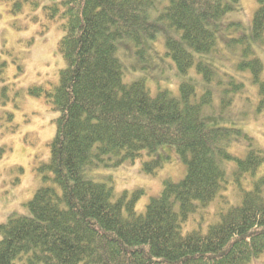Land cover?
<instances>
[{
    "label": "trees",
    "instance_id": "obj_1",
    "mask_svg": "<svg viewBox=\"0 0 264 264\" xmlns=\"http://www.w3.org/2000/svg\"><path fill=\"white\" fill-rule=\"evenodd\" d=\"M13 1L19 13L27 0ZM237 3L63 0L49 8V20L64 33L58 44L64 68L56 87L44 92L58 113L55 135L49 158L39 164L41 183L26 204L28 214L11 215L0 226V264H264V149L241 131L209 127V87L197 98L188 82L178 93L159 88L156 94L144 78L125 82L127 63L145 59L162 38L180 74L195 69L212 83L217 73L206 60L221 56L216 30L227 27L222 20ZM253 42L264 44V0H258L251 39H227L239 55L236 68L258 88L256 111L263 112L264 64ZM228 78L220 98L239 104L235 95L244 83ZM234 137L248 146L244 158L231 152ZM165 146L180 155L186 174L166 181L144 213L136 211L143 191L116 198L111 176L103 182L92 175L138 160L143 172L155 175ZM231 187L237 201L229 199ZM213 205L215 220L206 231L188 228L192 216L204 217Z\"/></svg>",
    "mask_w": 264,
    "mask_h": 264
},
{
    "label": "rangeland",
    "instance_id": "obj_2",
    "mask_svg": "<svg viewBox=\"0 0 264 264\" xmlns=\"http://www.w3.org/2000/svg\"><path fill=\"white\" fill-rule=\"evenodd\" d=\"M62 1L27 0L23 1L22 11L13 13L14 1L0 0V63H4L0 66V226L11 215L28 214L26 204L41 183L39 164L50 156L58 113L44 92L56 87L65 61L58 51L64 33L61 27L49 20V8ZM257 7L258 0H238L234 11L222 20V25L227 23V27L216 30L221 56L206 60L217 73L212 83H207L195 69L186 75L180 74L174 62L165 56L162 38L152 44L145 59L133 56L127 63L126 69H131V74L128 73L125 82L144 78L153 94L160 89L178 93L180 84L188 82L195 86L197 98H201L209 87L214 93L213 107L209 108L210 111L206 109L204 115L209 127L241 131L252 138L255 148L264 149V111H256L260 102L258 88L252 85L248 72H240L236 68L239 55L227 46L228 38L239 40L246 36L251 39ZM230 23H240L242 29L229 27ZM252 46L264 64V44L260 46L253 42ZM225 74L244 83V92L242 90L235 95L239 104H223L220 98V92L229 82ZM34 88L43 90L40 96L31 93ZM235 138L231 141V152L237 158H244L248 146L242 137ZM158 157L164 159V164L155 175L142 171L144 160L117 169H96L92 175L103 182L111 176L116 198L124 193L130 195L143 191L136 203V211L144 213L152 199L161 196L166 181L177 183L186 174V163L172 146L163 147ZM234 168L235 164L229 167L230 176ZM232 189L228 193L229 199L237 201L236 192ZM214 215L213 205L204 217L199 213L192 216L187 223L188 228L201 225L206 231L208 224L215 220Z\"/></svg>",
    "mask_w": 264,
    "mask_h": 264
}]
</instances>
